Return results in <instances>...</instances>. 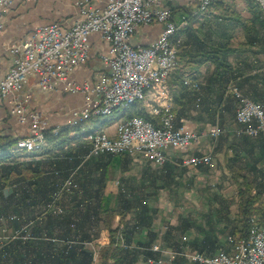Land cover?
I'll list each match as a JSON object with an SVG mask.
<instances>
[{
    "label": "crops",
    "instance_id": "1",
    "mask_svg": "<svg viewBox=\"0 0 264 264\" xmlns=\"http://www.w3.org/2000/svg\"><path fill=\"white\" fill-rule=\"evenodd\" d=\"M76 1L78 0L13 1L4 13V28L0 34V79L6 76L13 65V56L9 53L8 47L19 39L30 35L40 25L55 21L66 26L71 24L79 14ZM89 2L92 5L104 6L107 0H89ZM237 5H241V9H238ZM184 7H188L192 11L196 4ZM219 10L223 14L211 15L212 12L216 14ZM229 11H236L244 19L254 21L251 36L257 37L255 43L247 42L249 35L241 27L235 30V34L232 33L229 28L231 21L221 18ZM193 15L195 16V13ZM199 17L200 19L195 24L200 22V26L201 24H210L207 33L213 34L215 37L219 34H227L228 36L234 34L238 41L234 43L233 38L232 42L237 51L226 62H221L225 66L210 60L207 61L202 56L186 54L187 49L194 53L197 52L195 44H187L189 39L186 29L190 25L189 20L187 21V25L178 32L179 35L175 36L173 43L179 50L178 69L169 79L173 99L175 96L179 99V103L175 104L177 109L176 120L189 129L202 132L206 131L208 126L219 123L218 120L222 126L228 128V134L223 135L225 138L227 137L226 139H220V137L208 141L211 138L204 136L199 150L212 152L215 166L217 160H220L223 164L222 167L224 166L223 170H228L232 175L236 171L253 181L252 194L258 193L259 196L254 204V207L258 209L255 216L260 219L261 223H264V134L248 138L234 135V129L239 126L235 120L236 109L233 110V123L228 122L229 119L224 118V115L228 113L225 109L228 95L225 91L226 87H223L233 83L245 96L264 104V8L257 0H218L207 13L199 15ZM161 29L162 26L157 24L141 27L135 34L133 42L148 44L159 37ZM91 45L88 62L77 67L69 79L81 85L87 84L90 87L96 84L99 75L107 68L101 59V55L109 47V44L98 34L91 36ZM219 58H221V54ZM183 79L200 83L201 101L199 103L196 101V91L189 85H181ZM245 83L251 84L252 87L243 89L242 86ZM64 86L63 83L56 82L55 88L46 92L40 90L35 85V79L31 78L19 93V97L22 99L29 97L28 113L39 111L47 117L50 127H61V125L73 123L70 121L73 111L82 107L85 99L83 92H70L65 90ZM229 96L237 102L238 106L236 97L234 95ZM153 99L154 96H147V101L140 103L145 111L148 109L147 106L154 103ZM10 100L11 97L5 98L0 103V144L9 143L10 145L13 143L12 146H9V152L26 156L25 153L16 148V142L30 132V122L22 123L11 113ZM221 114L224 115L220 116ZM124 117L126 116L121 119ZM106 125L105 123L96 127L92 126L88 131L104 129L103 131L106 132ZM231 146H233L234 151L229 149ZM233 154L237 156L234 163L231 158ZM107 155L95 157L96 160L109 161L111 176L106 180L105 194L115 195L121 187H129L133 195L138 196L144 204L155 209L151 226H141L140 232L135 234L132 243H127L126 237L121 240L123 244H129L130 248L136 251L137 260L135 264H149L146 261L147 257L156 259L161 256L168 257L162 252L150 250V247L155 243H160L163 249L175 252L170 264H190L189 259L183 254L186 249L191 252L198 251L206 255H214L221 249L232 251L233 243L243 238L244 235L242 236L239 232L242 222L237 205L238 200L236 202L228 200L226 194L219 192L209 197V201L206 202L207 209L201 219L189 215L173 220L165 219L163 224L156 221L157 216L162 213L161 203L164 201L168 205L172 202L177 203L175 198L183 197L185 190L195 196L197 191L210 187V185L201 186V183L208 184V178L213 177L212 174H219L217 168L201 167L195 169L185 167L182 165V153L176 151L171 152L170 159L163 165H156L151 160L140 156L129 155L128 159L122 161L124 158H109ZM104 168V166H100L99 171ZM92 169L96 170V167ZM201 179L204 180L197 182ZM194 185H199L200 189H194ZM119 219L120 216H117L115 226L118 225ZM152 230L155 231V236L150 235ZM104 231L107 232L105 234L106 243L102 246L110 242L108 230H103L100 238ZM182 234L186 235L188 239L183 240ZM100 238L93 243L99 242ZM139 241H152V244L144 246ZM95 260H97L96 257Z\"/></svg>",
    "mask_w": 264,
    "mask_h": 264
},
{
    "label": "built area",
    "instance_id": "2",
    "mask_svg": "<svg viewBox=\"0 0 264 264\" xmlns=\"http://www.w3.org/2000/svg\"><path fill=\"white\" fill-rule=\"evenodd\" d=\"M13 1L0 0V34L4 28V13ZM257 2L264 8V0ZM76 4L79 14L71 24L66 26L55 21L40 25L8 47L13 65L0 79V103L11 97V113L22 123L30 122V132L23 137L41 139V134L51 129L54 134L58 133L56 126L50 127L41 112L28 113L29 97H19L31 78L42 91H52L56 82H61L67 91L84 93L82 107L73 111L70 120L73 122L86 123L98 118L100 108H107V113L118 110L124 106L125 99L142 102L143 97L154 96V104L146 110L153 119L131 116L117 127L114 136L107 131L97 136L91 142L86 159L128 153L163 165L170 159L171 152L176 151L182 153L185 167L214 168L213 153L201 152L199 148L204 136L216 140L229 130L215 123L202 132L177 122L169 79L178 69L179 50L174 44H166L167 33L188 21L186 15L175 14L174 8L196 4L193 13L197 10L207 13L208 0H107L104 6L78 0ZM156 24L162 26L156 40L148 44L133 42L139 28ZM93 34H98L109 47L101 55L107 68L90 87L69 79L77 67L88 62ZM184 81L196 91L199 103L200 83ZM226 94L238 100L235 120L239 126L234 129V135L258 137L264 134V104L245 96L233 83L227 85ZM64 187L71 191L72 181L68 180ZM120 238L123 240L122 234ZM182 239L188 238L184 235ZM236 243H243L242 251H235ZM150 250L167 254L168 259L147 257L149 264H170L175 254L163 249L160 243L153 244ZM183 254L190 264H264V223L253 215L248 236L235 241L232 251L221 249L214 255H206L186 249Z\"/></svg>",
    "mask_w": 264,
    "mask_h": 264
},
{
    "label": "trees",
    "instance_id": "3",
    "mask_svg": "<svg viewBox=\"0 0 264 264\" xmlns=\"http://www.w3.org/2000/svg\"><path fill=\"white\" fill-rule=\"evenodd\" d=\"M179 11H184L190 24L186 29L187 44L196 45L195 53L187 49L186 54L191 56H202L207 61L225 66L223 63L237 51L232 40L238 27L248 33L247 42L257 41L256 36H251L254 21L244 19L236 11H229L221 17L231 21L229 28L234 34H219L216 37L202 27L193 28V24L200 19L198 14L194 16L188 7L174 8L175 13ZM186 25H180L176 33ZM181 85L186 86L184 79ZM230 97L226 98V110H231ZM174 103H179L176 96ZM113 114L119 118L142 116L153 119L142 105L136 103L124 104L109 115ZM97 117L86 123L78 121L62 125L57 134L52 129L46 131V145L38 152L26 154L28 160H20V154L9 152L13 143L0 144V231L22 235H0V264H135L136 251L129 244L124 245L120 235L126 237L127 243H132L141 226L153 224L155 209L133 195L129 187H121L115 195L105 194V183L111 176L109 161L96 160L95 157L86 159L91 149V141L86 139L87 131L92 126L108 123L103 121V116ZM223 135L220 139L225 138ZM229 149L234 151L233 146ZM129 155L107 156L124 158V161ZM236 157L232 155L233 163ZM100 166L105 168L99 171ZM233 178L239 183L237 205L242 222L239 232L247 237L250 219L258 212L254 204L259 196L258 193L252 194L254 183L245 175L234 171ZM68 180L72 181L71 191L64 187ZM117 216L120 219L115 226ZM103 230H108L110 242L99 250L97 262L95 249L87 243L92 245ZM150 235L155 236V231L152 230ZM57 240L63 241L64 246L60 247ZM152 241L139 243L150 246Z\"/></svg>",
    "mask_w": 264,
    "mask_h": 264
},
{
    "label": "rangeland",
    "instance_id": "4",
    "mask_svg": "<svg viewBox=\"0 0 264 264\" xmlns=\"http://www.w3.org/2000/svg\"><path fill=\"white\" fill-rule=\"evenodd\" d=\"M182 7H184V5ZM237 7H238V9H241L242 6L241 5H237ZM197 11L195 12V15H196ZM213 13L214 12H212V14H211L213 16L217 15V14H223V12H221L220 10L216 14L215 13L213 14ZM175 14H177L179 17L186 15L184 13V11H179L178 13H175ZM200 23L194 24V28L195 27H202L204 31L207 30V28H208L207 25L206 26L205 25L204 26H200ZM176 35H177V33H176ZM175 36H174V38L172 40V43H174ZM236 38L237 37H234V41H235L234 43H237V41H238V38L237 39ZM242 87H243V89L246 90V89L251 88L252 85L248 84V83H245ZM146 101H147V99L144 102H146ZM153 101H154V99H153ZM144 102H141V103H144ZM230 102H231V105L229 107L231 108V110L230 109L226 110V111H228V113H226L227 115L226 114L224 115V118L225 119L226 118L229 119L228 122L233 123V110L236 109L237 102H235L234 99H231ZM136 104H140V103H136ZM97 116H99V117L103 116V118H102L103 121H106V120L108 121L107 125L105 126V130L110 135H113V134L116 133L118 122L121 120L122 117L121 118L116 117L115 114L109 115V116H107V115H105V116L104 115H97ZM137 117H141V116H137ZM123 119H129V118H123ZM218 121H219V124H221L220 120H218ZM82 122H84V121H82ZM59 129H60V126L56 127V132H58ZM103 130L100 129L99 131H103ZM103 132H105V131H103ZM88 133L89 132H87L86 136L88 135ZM55 134H57V133H55ZM26 138H30V137H24V138H22L20 140H23V139H26ZM86 139H87V137H86ZM20 140H18V141H20ZM41 140H42L41 142L47 143L46 131H45V133L41 134ZM209 140L212 141V139H208V141ZM18 143L19 142H17V144ZM17 144H16V148H17ZM21 152L25 153L23 151H21ZM35 152H38V151H35ZM26 154H30V153H25V155ZM21 157L22 158H20V160H28L29 159V158H26L25 156H21ZM222 165L223 164L220 162V160L219 161L217 160V165L214 168L218 169L217 173H219V174H217V175L216 174H212L213 177H209L208 178V181H207L208 184H204V182H202L203 184L201 183V186L202 185H204V186L210 185L211 188L210 187L202 188L201 191L200 190L197 191L198 195L196 194L195 196L192 195L191 192H189V191L186 192L187 190H185V194H184L183 197L175 198L177 203L172 202L170 205L166 204V201H164V203H161L162 204L161 205L162 206V213H160V216L159 215L157 216L156 221H160L161 224H163V222H165V219L166 220H168V219L169 220H173V219H177V218L182 217V216L183 217H187L189 215H191L192 217H198V218L201 219L202 217H204L205 210L207 209L206 202L209 201L208 200L209 197L214 196L217 192H219L220 194L221 193L226 194V196L228 197V200H234V202H236L239 199L238 198L239 197V195H238V186H239L238 184L239 183L235 182V179L233 178V175L228 170H226V169L223 170L224 166L222 167ZM204 179L197 180V182L198 181H202ZM193 187H194V189H198V188L200 189L199 185H194ZM4 233L5 234L7 233L8 236H10V237H15V236L20 235V233H17V235L16 234L14 235L13 231H10V232H3L2 230L0 231V235L3 236ZM106 233L107 232L104 231V233L102 234V237L100 238L99 242L93 243L92 245L90 243H87V246H92L93 249H95V251H96V259L99 256V250L101 249L102 245H104L106 243L105 242V234ZM20 236H22V235H20ZM182 236H184V234H182ZM182 236H181V238H182ZM27 238H29V237H27ZM57 243H59L60 247L64 246V242L63 241L57 240ZM238 249H240V250H238ZM242 249H243V243H236L235 244V251H237V250L238 251H242ZM97 262H98V260H97Z\"/></svg>",
    "mask_w": 264,
    "mask_h": 264
},
{
    "label": "bare ground",
    "instance_id": "5",
    "mask_svg": "<svg viewBox=\"0 0 264 264\" xmlns=\"http://www.w3.org/2000/svg\"><path fill=\"white\" fill-rule=\"evenodd\" d=\"M213 1L214 0H208V10L211 8L210 6L213 3ZM205 13H206L205 10H198L196 14L203 15ZM176 30H177V28H172L170 33H167L166 44H173L172 40H173V38H174V36L176 34ZM146 99H147V97H143L142 102L145 101ZM134 103H141V102L132 101V99H125L124 100V104H134ZM112 111H114V110H112ZM112 111L107 113V108H100V109L97 110V115H104V116L105 115H109L110 113H112ZM124 121H126V119H121L118 122L117 127L121 126L122 122H124ZM77 122L78 121H75L74 124H76ZM88 132L89 133H88V135L86 137L91 142L93 140H95V138L97 136L105 134V132L99 131V130H95V129L91 130V131H88ZM41 141H42L41 139L35 140L34 138H26V139L18 141L19 143L17 144V149L20 150V151H23L25 153H33L35 151L41 150L46 145V143L41 142ZM238 250H240V249H238Z\"/></svg>",
    "mask_w": 264,
    "mask_h": 264
}]
</instances>
